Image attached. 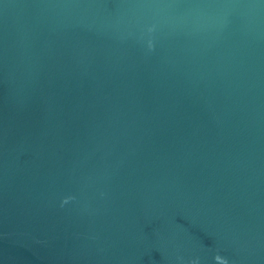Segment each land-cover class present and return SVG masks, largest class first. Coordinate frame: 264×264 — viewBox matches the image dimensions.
Returning a JSON list of instances; mask_svg holds the SVG:
<instances>
[{
	"label": "water",
	"instance_id": "95a60500",
	"mask_svg": "<svg viewBox=\"0 0 264 264\" xmlns=\"http://www.w3.org/2000/svg\"><path fill=\"white\" fill-rule=\"evenodd\" d=\"M222 261L264 264V0H0V264Z\"/></svg>",
	"mask_w": 264,
	"mask_h": 264
},
{
	"label": "clouds",
	"instance_id": "9594fccd",
	"mask_svg": "<svg viewBox=\"0 0 264 264\" xmlns=\"http://www.w3.org/2000/svg\"><path fill=\"white\" fill-rule=\"evenodd\" d=\"M216 259H217V260H220V257L217 256ZM193 264H195V262H193ZM222 264H226V262L222 261Z\"/></svg>",
	"mask_w": 264,
	"mask_h": 264
}]
</instances>
